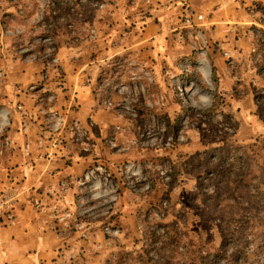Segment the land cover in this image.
<instances>
[{
  "label": "rangeland",
  "instance_id": "rangeland-1",
  "mask_svg": "<svg viewBox=\"0 0 264 264\" xmlns=\"http://www.w3.org/2000/svg\"><path fill=\"white\" fill-rule=\"evenodd\" d=\"M198 2L0 0V159L10 138L28 157L0 172V219L26 203L43 212L62 235L56 264H116L153 249L159 223L190 251H219L225 236L239 264H264L263 4L240 2L224 32ZM234 37L246 55L226 56ZM229 143L243 162L194 198L204 170L189 172L190 156ZM31 144L43 152L28 155ZM58 160L84 169L38 184ZM27 167L31 184L17 179Z\"/></svg>",
  "mask_w": 264,
  "mask_h": 264
},
{
  "label": "crops",
  "instance_id": "crops-1",
  "mask_svg": "<svg viewBox=\"0 0 264 264\" xmlns=\"http://www.w3.org/2000/svg\"><path fill=\"white\" fill-rule=\"evenodd\" d=\"M211 1L212 0H199L198 4H200V9L206 12H212L213 16L222 15L221 17L223 20L220 19L222 22V30L224 32L233 30L234 26L232 27L231 23L238 22L236 8L240 6V2L243 0H213V4ZM248 2H254L255 4L260 2L263 4L264 8V0H248ZM254 11L255 10H252V13L254 16H257L258 13ZM242 21L248 22V20H241L239 22ZM217 28L218 27H216V29ZM216 31L217 30L213 32L214 35H211L214 39L218 38V36L225 39V34L223 36L220 35L223 31L219 29V34L216 33ZM226 35L227 40H230L233 35L232 31L229 34L226 33ZM233 44L237 46L238 49H235V46H231ZM250 48V42L244 37L239 39L234 37L230 44L225 43L226 56H243V54L246 55L248 53ZM240 49L244 52L241 55L239 53ZM238 61L241 62L242 58H240V60L238 59ZM254 69L256 70L255 67L253 70ZM254 72L256 73V71ZM29 136H35V134L33 135V133L30 132ZM10 140L13 143L10 154L0 159L1 173H3L4 169H6L9 164L20 163L21 160L28 158L22 153V140H18L16 143L13 138H10ZM42 152L43 149L31 144L27 154L29 155L31 153L30 155L36 156ZM49 166L50 169L44 171L42 174L43 177L47 176V178H42L40 176L37 179L38 182L40 178H42L38 183L41 186L57 183L62 179L79 174L84 169L83 162H72V164L68 165L66 162L64 163L63 160H58L55 167H53L52 164ZM31 171L32 169L28 167L23 172L21 171V174L19 173L20 177L17 178L18 181L22 179L25 183L31 184L26 180V176H30ZM10 176L12 175L10 174ZM1 178L2 176H0V181ZM15 212V219L11 224H6L5 221L0 219V256L4 260V264H56L54 259L56 258L57 251L63 247L62 235L56 228L53 229L54 227L52 228L50 224H47L43 212H37L36 208L31 204H23L18 207Z\"/></svg>",
  "mask_w": 264,
  "mask_h": 264
},
{
  "label": "trees",
  "instance_id": "trees-1",
  "mask_svg": "<svg viewBox=\"0 0 264 264\" xmlns=\"http://www.w3.org/2000/svg\"><path fill=\"white\" fill-rule=\"evenodd\" d=\"M209 110L210 108L199 111L207 112ZM236 147L240 146L229 143L204 152L199 151L190 156L189 172L197 173L201 169L204 170L197 173L198 178L196 191L193 195L194 198H199L205 203V198L213 194L210 192L211 186H219L227 178L226 173L232 170L234 166H237L238 162H243V159H239V155L237 154L240 151L237 153L234 151ZM233 152H235L236 157L233 155ZM241 153L242 157H249L245 150H242ZM257 186L258 184L255 181L252 182L253 189L256 190ZM216 201L211 200L206 202V204L215 210L219 205ZM150 232L153 236V249H145V252L138 253L130 251L119 252L116 264H139L140 262H144L143 264H149V262L150 264H239L238 259L233 258L232 255L227 253L228 246L226 245L225 236L219 251L203 255L199 248L191 251L187 248L188 243L185 241V237L175 225L159 223ZM147 251L153 253V255L149 256L148 261H145L144 255ZM162 251H167V253L162 254Z\"/></svg>",
  "mask_w": 264,
  "mask_h": 264
},
{
  "label": "built area",
  "instance_id": "built-area-1",
  "mask_svg": "<svg viewBox=\"0 0 264 264\" xmlns=\"http://www.w3.org/2000/svg\"><path fill=\"white\" fill-rule=\"evenodd\" d=\"M202 18V15H198V19H201Z\"/></svg>",
  "mask_w": 264,
  "mask_h": 264
}]
</instances>
